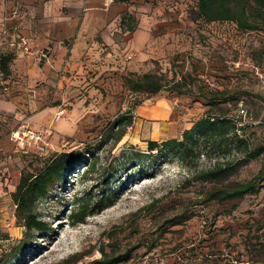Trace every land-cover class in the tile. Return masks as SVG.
Wrapping results in <instances>:
<instances>
[{
  "label": "rangeland",
  "instance_id": "1",
  "mask_svg": "<svg viewBox=\"0 0 264 264\" xmlns=\"http://www.w3.org/2000/svg\"><path fill=\"white\" fill-rule=\"evenodd\" d=\"M218 23L219 35L209 40L206 32L197 31V39L201 34L206 41L200 39L189 49L171 54L160 71L164 81L174 75L176 79L186 77L187 82L193 78L197 88L198 81L212 80L215 87L236 91L238 99L231 114L248 124L249 131L256 133L255 142L264 145L263 33L242 32L231 22ZM124 98L126 107L135 100L162 102L169 115L133 123L114 147L111 137L99 142L105 117L97 124L76 126L73 134L59 138L44 151L31 144L26 151L15 146L0 155V264H96L103 252L120 257L129 249L128 260L116 264H264V187L241 199L199 203L202 183L192 180V170L175 158L157 157L149 164L150 159L128 156L129 145L147 153L148 140L180 137L208 107L196 95L168 88L148 97L126 91ZM72 151L83 154V163L36 202L37 216L47 223V231L26 235L11 198L22 171L36 173L53 153ZM90 162H95L92 170L83 173ZM208 163L202 160L199 167ZM262 165L264 155L229 181L244 182ZM90 188L97 189L90 206L102 189L108 204L74 223L71 212L78 206L76 199Z\"/></svg>",
  "mask_w": 264,
  "mask_h": 264
},
{
  "label": "crops",
  "instance_id": "2",
  "mask_svg": "<svg viewBox=\"0 0 264 264\" xmlns=\"http://www.w3.org/2000/svg\"><path fill=\"white\" fill-rule=\"evenodd\" d=\"M16 3L0 2V55L14 54L9 75L0 71V155L18 148L8 135L18 126L41 131L49 144H56L78 125L113 117L127 109L125 74L163 70L168 56L206 41L201 34L197 39V31L212 40L222 30L218 22L199 27L189 17L195 0L177 6L175 0ZM125 13L136 20L133 31L123 28ZM15 35L29 38L30 53L13 47ZM152 103L135 107L134 124L168 117L162 102ZM61 109L67 114L54 120ZM27 144V149L35 146L33 141Z\"/></svg>",
  "mask_w": 264,
  "mask_h": 264
},
{
  "label": "trees",
  "instance_id": "3",
  "mask_svg": "<svg viewBox=\"0 0 264 264\" xmlns=\"http://www.w3.org/2000/svg\"><path fill=\"white\" fill-rule=\"evenodd\" d=\"M175 1L179 4L184 0ZM189 17L198 25L231 22L242 32L260 31L263 33L261 48H264V0H195ZM122 23L123 28L129 31H133L136 26L135 18L128 13L122 16ZM13 57V52L0 55V71L3 76L9 75V63ZM164 79V73L158 70L142 74L128 73L123 76L127 91L139 92L148 97L163 88H168L178 94L196 95V100L208 108L204 115L182 131L180 137L168 138L162 142L148 140L147 153L129 145L127 149L129 158L138 161L150 159L149 164L157 157L175 158L189 171L192 170L190 175L192 180L202 183L199 203L210 201L223 203L258 193L264 187L262 183L264 165L244 182L229 181V178L238 174L242 167L264 155V145L255 142V131H249L248 124L241 123L231 114L238 99L237 92L222 87H209L204 81H198L195 88L193 78H189L188 82L186 77L176 79L175 75L169 80ZM141 102L142 100H135L127 109L118 111L109 118L101 130L99 142L111 137L113 147L116 146L126 134L128 127L133 125V111ZM230 102L232 104L227 105ZM202 160L209 163L199 167ZM83 161V154L79 151L56 152L36 173L22 171L11 198L15 204L16 217L25 227L26 235L32 234L33 231H47V223L37 216L36 202L46 197L55 184L64 182L66 175ZM94 165L95 162H90L82 172L88 173ZM207 184L213 185L208 187ZM96 190L90 188L84 193V197L76 199L78 206L71 212L74 223L83 222L88 215L101 212L108 204L106 191L102 189L95 205H89V201L96 196ZM152 204L153 202L148 206L151 207ZM130 253L131 249L126 250L120 257H114L103 252V256L94 262L116 264L121 259L128 260Z\"/></svg>",
  "mask_w": 264,
  "mask_h": 264
},
{
  "label": "built area",
  "instance_id": "4",
  "mask_svg": "<svg viewBox=\"0 0 264 264\" xmlns=\"http://www.w3.org/2000/svg\"><path fill=\"white\" fill-rule=\"evenodd\" d=\"M175 5L176 1H175ZM5 32V30H3ZM29 38L23 36V35H15V37L12 39L11 43L13 47L21 49L27 53L31 52V47L29 43ZM207 84L209 87H215V82L212 80H208ZM217 87V85H216ZM63 109L59 110L55 115H54V120H59L63 116ZM11 137L14 141H16L17 145H19L22 149L27 147V142L33 141L35 146L37 145V148L40 150L44 151V149L49 147V142L46 141L43 138V133L41 131H35L27 126H18L11 132Z\"/></svg>",
  "mask_w": 264,
  "mask_h": 264
}]
</instances>
